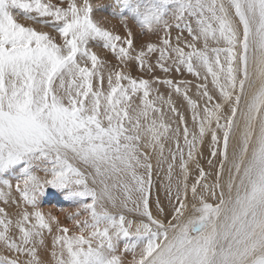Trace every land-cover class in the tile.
<instances>
[{"label": "snow or ice", "instance_id": "6c2138e0", "mask_svg": "<svg viewBox=\"0 0 264 264\" xmlns=\"http://www.w3.org/2000/svg\"><path fill=\"white\" fill-rule=\"evenodd\" d=\"M0 248L264 264V0H0Z\"/></svg>", "mask_w": 264, "mask_h": 264}, {"label": "bare ground", "instance_id": "6f19581e", "mask_svg": "<svg viewBox=\"0 0 264 264\" xmlns=\"http://www.w3.org/2000/svg\"><path fill=\"white\" fill-rule=\"evenodd\" d=\"M96 2L106 3V0H93V3H96ZM101 14H106V13L103 12V10H101L100 13H97L98 16H100ZM20 22H21V23H24V21H23L22 19H21ZM113 23H115V21H114ZM100 54H101V55L104 54V53H103V50H100ZM184 78L189 79V80H193L194 83L197 82V81H195V78H194V77H192V76H190V75H187V74L185 75ZM209 87H211V84H210V83H209ZM193 92H194V89H193ZM194 98H195V97H194ZM189 116H190V113H189ZM206 155H207V152H206ZM204 166H205V169L207 170V164H206V163H205ZM162 178H163V174H161L160 177H154V179H156V185H155V188L153 189L152 200H153V203H154L156 197L159 196L160 199L165 203V205H167V200H166V198L164 197V193H163L162 189L160 188V180H161ZM45 211H48V210L45 209ZM49 243H50V241H49ZM2 251H3V249L0 248V252H2ZM4 254H7V253H4ZM128 259H131L130 255H129Z\"/></svg>", "mask_w": 264, "mask_h": 264}, {"label": "rangeland", "instance_id": "374dc122", "mask_svg": "<svg viewBox=\"0 0 264 264\" xmlns=\"http://www.w3.org/2000/svg\"><path fill=\"white\" fill-rule=\"evenodd\" d=\"M66 204L67 202L64 200L62 194L55 189H49L43 200L44 209L52 210L56 215H60L58 207ZM61 219H64L63 216H61Z\"/></svg>", "mask_w": 264, "mask_h": 264}]
</instances>
